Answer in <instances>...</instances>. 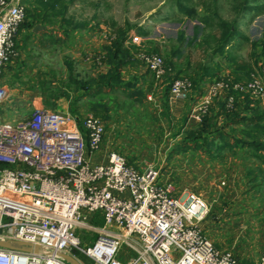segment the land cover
<instances>
[{"label": "built area", "instance_id": "2783aa9c", "mask_svg": "<svg viewBox=\"0 0 264 264\" xmlns=\"http://www.w3.org/2000/svg\"><path fill=\"white\" fill-rule=\"evenodd\" d=\"M24 18L22 0H0V76L18 55ZM131 38L141 41L138 35ZM137 57L156 79L166 73L161 55L141 50ZM191 89L189 78L176 77L169 96L187 99ZM229 89L264 100V84L256 76L215 78L189 117L199 123L214 98ZM6 95L0 86V106ZM232 103V95L226 96V106ZM104 134L105 124L95 115L78 118L37 108L10 121L0 111V163L5 164L0 167V241L13 246H0V264H74L62 255L78 264H243L200 227L209 211L204 199L192 192L174 195L173 187L161 182L160 170L133 167L115 150L105 161H92ZM260 141L264 156V135ZM97 212L102 223L95 226ZM81 231L95 233V240L82 241ZM256 264H264V250Z\"/></svg>", "mask_w": 264, "mask_h": 264}, {"label": "rangeland", "instance_id": "374dc122", "mask_svg": "<svg viewBox=\"0 0 264 264\" xmlns=\"http://www.w3.org/2000/svg\"><path fill=\"white\" fill-rule=\"evenodd\" d=\"M37 2L38 0H26L23 3H28V7L34 9L38 7ZM65 2L68 3V0ZM261 2L264 3V0ZM240 3L241 0H192L189 2V7L195 10L197 17L201 15L211 17L214 25L204 28V35L199 32L198 38L189 43L193 36V25L199 23L197 19L187 20L179 11L175 0H71L64 16L67 20L73 21L72 25L50 24L53 25L54 31L44 34L38 31L27 39L25 35L28 31L22 29L18 33V55L12 60L15 62L14 65H20L19 75L6 70L5 84L10 90H16L15 94L21 98L22 102L19 101L15 105L11 96H8L3 102V107L0 106V111L10 121L21 120L37 109L36 103L53 111L67 112L83 118L95 115L90 108L91 100L101 99L109 109L106 118H102L101 113L96 115L105 124L103 145L106 146V150H115L133 167L150 166L160 170L161 182L170 184L174 195L192 192L204 199L209 211L199 225L207 237L218 248L233 252L239 260H243L242 263L247 258L256 264L264 250V181L261 202L257 203L255 200L254 207H251L252 203L244 201L246 204L242 208L238 207L230 215L231 221L217 222L212 205L215 186L205 181L203 176L202 178L198 176L204 168L202 164L204 163L216 173V185H220L224 179L217 178L220 176L217 169L225 168L222 162L225 155L223 157L204 155L205 161H202L192 156L181 157V152L174 151L182 140V136L174 135L181 118L162 115L164 92L171 80L167 73L156 79L145 71L146 78L142 87L146 96L133 104L121 91H114L109 95L91 96L87 100L78 101V97L82 96L77 92L83 89L77 88L72 82V79L76 81L84 79V74L88 73L85 62L91 64L90 61H96L100 57L105 60V46L114 39L115 29L118 26L123 28L128 26L130 29L125 45L135 46L132 54L136 61L132 65L123 67L124 80L136 75L134 70L137 68L141 71L145 70L137 57L141 50L156 53L153 50L157 47L162 57H170L169 55H173L172 51L178 46L180 56H177V59L181 61L186 57L188 59L186 65H182L185 71L181 73L187 78L198 68L197 63L202 62L211 71L219 69L217 78L236 80L239 77L237 80H247L256 76L264 84V70H262L264 58L258 56L261 44L258 42L256 48L252 46V42L260 41L264 37V12L258 15L243 13L239 7ZM42 13L48 16L53 15L50 10H44ZM219 17L228 22L235 21L239 34L244 35L246 39L238 37L239 43L236 48L230 49L235 58L231 54L228 57L225 54L218 57L219 61L216 62L220 67L217 68L209 59L213 43L208 46L201 44V41L209 31L216 32L218 35L216 22ZM74 24H78L79 27H74ZM178 27L184 32L183 40L176 37L179 32L176 31ZM132 35H138L141 38L139 44L132 41ZM234 62L248 63L251 68L249 77L243 70H234ZM259 104L264 105V100L259 101ZM170 122L177 125L172 131L169 130ZM174 154L178 156L173 157ZM224 182L226 184V180ZM93 223L95 226L100 224L97 221ZM79 237L82 241L92 243L96 235L81 231ZM82 245H84L83 242ZM124 250L125 246H122L121 252L124 253ZM75 253L83 260H87L77 251Z\"/></svg>", "mask_w": 264, "mask_h": 264}, {"label": "trees", "instance_id": "16d2710c", "mask_svg": "<svg viewBox=\"0 0 264 264\" xmlns=\"http://www.w3.org/2000/svg\"><path fill=\"white\" fill-rule=\"evenodd\" d=\"M26 1V0H24ZM71 0H68V3ZM192 0H175L177 3V7L180 12L186 17L187 20H198L199 24L193 25V36L190 38L189 43L196 40L198 38V34L204 31V28L208 26H214L211 21V17L208 16H196V12L194 9L189 7V2ZM262 0H241L239 7L243 11V13H252L254 15H258L264 12V3L261 2ZM184 2V3H183ZM68 3L65 0H38L37 5L38 7H34V9L29 8L27 5L25 6V20L19 27L18 33L25 29L28 31L25 35V39L28 38L33 32L32 28L36 24H41L43 26L50 25L53 23L59 24H73L72 20H67L64 16V12L67 9ZM50 10L53 15L48 16L42 11ZM74 27H79L78 24H74ZM84 26V25H83ZM216 27L219 31L218 35L216 32L209 31L202 39L201 44L210 45L211 52L209 53L211 59L213 56L217 55H224L225 49L228 47L235 38H244V35H240L239 31L236 28L235 21L228 22L226 20L221 19L220 17L217 18ZM130 27L123 28L118 26L115 29V37L112 39L111 43L105 46V62L108 64V69L105 73H101L96 75L95 77H89L87 79L82 80H74L75 86L77 88L83 89L85 92H90L92 96H102V95H109L114 91H121L126 95V97L131 101L133 104L136 101H140L141 98H144L145 91L142 87L143 82L139 83V78L136 75H132L129 79L124 80L122 69L128 65H132L135 63V59L133 58L132 49L135 48L134 45L126 46L125 41L128 38V31ZM200 32V33H199ZM184 32L180 31L178 33V39L183 40ZM204 35V34H203ZM258 42H260V51L258 56L260 58H264V37L260 41L252 42V46L256 48ZM16 46L18 43L16 41ZM153 51H156L159 54L158 48H154ZM180 52V49H175L172 54L176 55ZM160 55V54H159ZM166 66V73L170 77V82L172 79L176 77H181L182 69L178 67H173L170 63L168 57H162ZM232 58V57H231ZM234 60V58H232ZM201 64V66H199ZM198 68L193 72L191 76H188L192 86L194 88H200V84L202 80L206 77L215 79L217 78V70H210L208 66H204L202 63H197ZM200 67V68H199ZM200 70V72H198ZM234 70L242 71L247 74L251 72L250 65L245 62H234ZM146 73L152 74L150 70H146ZM172 71V72H169ZM174 71V73H173ZM197 76H194V75ZM153 75V74H152ZM239 79V77H237ZM236 79V80H237ZM169 86L166 87L164 92L165 100L162 103V115L167 117L169 116L168 110V94H169ZM200 90V89H198ZM201 92V91H200ZM232 95L233 103L231 107L226 106V98L225 100L218 101V109L215 114L210 115L209 113L212 112V105L208 108L206 114L203 115L201 121L193 128L181 131L183 124L185 122V118L182 121V125L175 130L174 135H181L182 142L181 144L177 145L174 149L176 152L185 151L187 148L193 147L195 149H201L206 152L211 157H219L222 155L225 147L227 146L228 136L224 133V127L228 125H236V124H244V128L242 129V133L244 136L248 137L249 140L246 142L250 148L252 149V154L255 156H264L260 153L263 145L260 141V137L264 135V110L261 108L259 101L249 94L240 93L229 89L226 92V96ZM239 97L245 100V106L243 108H238L237 100ZM90 108L94 112L95 116L101 113L102 118L108 117V105L103 102L101 99L99 100H91ZM222 115L223 122L219 126H216V117L217 115ZM169 130L172 128L171 124H169ZM250 126V127H249ZM172 131V130H170ZM239 141L237 138H234V143ZM129 164V162L127 161ZM5 164L0 163V167L4 166ZM99 220L94 219V221L100 222Z\"/></svg>", "mask_w": 264, "mask_h": 264}, {"label": "crops", "instance_id": "0c3cea01", "mask_svg": "<svg viewBox=\"0 0 264 264\" xmlns=\"http://www.w3.org/2000/svg\"><path fill=\"white\" fill-rule=\"evenodd\" d=\"M23 2H24V0H22V3ZM23 5L28 6V3L27 4L23 3ZM85 26L86 25H84V27ZM43 27H44V29L42 31H40L39 33H41V32L43 34L47 33V32L49 33L52 30V28H54L53 25H45ZM52 31H54V30H52ZM176 31L180 32L182 30L180 29V27H178ZM35 34L36 33L33 32L31 35H35ZM201 34H203V32H201ZM37 35H39V34H37ZM176 37L178 38V35H176ZM188 41H189V39H188ZM17 43L19 44L18 37H17ZM237 43H239V42H238L237 38H235L233 40V42L228 47H226V49H225L226 57L232 55L231 54L232 52L230 51V49L236 48ZM177 48H178V46H176V49ZM178 49H180V48H178ZM179 53H177L176 55H169L170 57H168V59L170 60V63L173 65V67H175V69H176V67H178L179 69H182L183 70L182 73H184L185 67L184 66L182 67V65H186V63H187L186 61L188 59H187V57L184 58L182 61L180 59H177L180 56ZM225 55H223V56H225ZM216 57L213 56L210 59V62L213 63V65H215V67L219 68L220 65L217 64L216 61L218 60V57L220 58V55H217ZM90 62H91V64L87 63V62L84 63L85 69H87L86 72H88L87 74H84L85 75V76H83L84 79H87L89 77H95L96 75L101 74V73H105L107 71L108 65L105 62V60H103L101 57L97 58L96 61H90ZM183 62L185 64H183ZM13 63H15V62H13V60H11L7 64H5V66L2 68V72H1V76H0V86L4 87V89L6 90V94H7L6 99L8 96H11V99L13 100V102H15L13 104L16 105V104H18L19 101L22 102L21 98H19V96L15 94L16 93L15 89L10 90L7 87V85L5 84V81H7L5 78L7 75L6 70H11L14 75H19V70H20L19 66L20 65L15 64L16 65L15 66ZM200 63H202V62H200ZM199 66H201V64ZM197 67H198V65H197ZM139 68H141V67H139ZM144 69L145 70H142V71L139 70L138 68L134 70L136 72L135 73L136 76L139 78V83L144 81L146 78L145 71L147 69L145 68V66H144ZM198 72H200V70H198ZM199 74H201V72ZM217 74H218V72H217ZM194 76H197V75L195 74ZM206 79H209V78L206 77L204 80H202V82L199 86L200 88H198L200 90H198L197 88H194V87L191 89L187 99L171 98L168 94L167 105H168V110H169V116L170 117L171 116L176 117V118L180 117L181 121L179 120L180 121L179 126L182 125V121L185 118V122L183 124V127L181 128V131L191 129L198 124L191 117H189V114H190V110H191L193 103L196 102L200 98L201 93H203L206 86L213 80V77L208 82L206 81ZM90 92L89 93L85 92V91L77 92V93H81L80 95L82 96L81 98L78 97V101L85 100V99L87 100L88 98H90L92 96V95H90ZM78 95L79 94H77V96ZM225 98H226V92L221 93L219 96L214 98L212 106H211L212 112L209 113L210 115H213V114H215V112H217V109H218V103L217 102L225 100ZM3 104L4 103H2V105ZM245 104H246L245 100L242 99V97H239L237 100L238 108H240V109L243 108L245 106ZM2 105H1V107H3ZM260 106L264 110V105L261 104ZM35 107L48 109L45 106L38 105L36 103H35ZM185 108H186V111L184 112ZM2 114L6 118V116L4 115L3 112H2ZM12 121H14V120H12ZM222 122H223V117L221 114L220 115L218 114L216 117V122H215L216 126H219L220 124H222ZM170 124L172 126V128L170 130H173V128L175 126H177V125H174L172 122H170ZM244 126H245L244 124L240 123V124L228 125V126L224 127V133L227 134L228 141H227V146L225 147L224 151L222 152V155L219 157H223L225 155L224 158H222V162H223L225 168L222 169L221 167H218L217 170H219L220 176L219 177L217 176V178L219 180L220 179H224V181L226 180V184L224 181H222L221 184L219 183L220 185H216V181H215L216 173L213 172L204 163H202L204 165V168H203V170H201V172L198 176V178H200V177L202 178V176H203V179L205 181H209L210 184L215 186V193L213 195L214 198H213V204L212 205L214 206L213 211H215V213H216L215 218L218 219L217 222H221V220H223L225 222L231 221L230 215L233 214L234 211H236V209L238 207L242 208L243 205L246 204V203L244 204V201L252 203V204H250L251 207H254L255 200L257 201V203L262 201L261 196H262V190H263L262 184L264 181V158L261 156H255L254 154H252V149L246 143L249 140V138L244 136L242 133V129L244 128ZM178 136H181V135H178ZM234 138H237L239 141L234 143ZM181 142H182V140H181ZM103 144H104V139L102 142L103 147H102L101 151L95 156V158H93V157L91 158L92 161H94V162L105 161V155L107 154L108 150H106V146ZM227 153H229V154L226 155ZM178 154H174L173 157H177ZM180 154H181V157L184 155L192 156L195 159H200L202 161H205L204 155L209 156L203 150L195 149L193 147L187 148L185 151H182ZM238 157H241V158L239 159ZM226 160H229V161L226 162ZM199 165L203 167V165H201L200 163H199ZM255 209H258V208H255ZM99 215H100V213L97 212L94 215V219L99 220ZM226 216H228V218ZM100 221H101V219H100ZM99 225H101V223ZM243 263L244 264H253V261L250 262V260L245 258V262H243Z\"/></svg>", "mask_w": 264, "mask_h": 264}, {"label": "water", "instance_id": "95a60500", "mask_svg": "<svg viewBox=\"0 0 264 264\" xmlns=\"http://www.w3.org/2000/svg\"><path fill=\"white\" fill-rule=\"evenodd\" d=\"M44 29V27L41 24H36L33 28L32 31L34 33H37L38 31H42ZM21 244H23L21 242ZM0 246H5V247H13L12 245H10L8 242H3L0 241ZM26 249V248H25ZM28 250V249H27ZM65 259L72 261L74 264H78L76 261H74L70 256L68 255H62Z\"/></svg>", "mask_w": 264, "mask_h": 264}]
</instances>
